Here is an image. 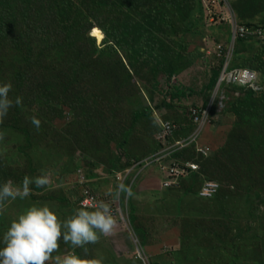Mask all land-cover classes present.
Returning <instances> with one entry per match:
<instances>
[{
    "label": "trees",
    "instance_id": "16d2710c",
    "mask_svg": "<svg viewBox=\"0 0 264 264\" xmlns=\"http://www.w3.org/2000/svg\"><path fill=\"white\" fill-rule=\"evenodd\" d=\"M199 1L0 0V83L10 82L12 84V92L9 95L13 98L21 96L23 99V108L12 107L9 109L3 123H0V132L4 134L3 147L11 140L6 135L7 133L18 137L24 143V146L17 144L13 145L12 148H21L26 153L33 146L39 145L42 140L43 142L46 141L47 134L43 135V130L45 132L53 131L55 114L62 108L67 107L71 102H73L71 104L77 105L76 110L82 114L80 122L83 124L91 122L95 111L98 110L95 101H91V99H98L106 95L111 97L115 90L113 87L107 88L108 90L105 91V86L100 84L95 85V90L98 89V91L84 87L99 76L98 70H103L101 65L103 63V51L97 47L95 37L98 40L103 39V37L107 40L108 36L113 37L108 48L112 50L114 59L118 57V61L122 63L120 54H117V48L112 49L115 44L117 46L121 43L127 44L130 50H141L143 52L142 55H144V49L148 46L152 36L159 38L162 35L163 42L160 43H167L170 46L169 40L178 42L175 38L179 34L186 31L193 32L194 24L199 22L200 17L196 20L197 17L191 11L195 6H197L198 11L201 10L202 7L197 4ZM243 1L246 4L238 7L240 12L247 15H252L253 12H264V0ZM119 13L125 17L118 16ZM236 17L239 24L249 28H256L254 25L244 24L238 14ZM216 29L217 31H222L224 28L218 26ZM253 41H255L253 37L238 36L235 43L238 42L244 48L245 46L248 47ZM66 50L70 52L67 53ZM53 51L57 53V56L51 55ZM261 53L260 57L258 53L252 55L250 61H253L256 69L260 71L262 89H264V48ZM51 56L57 61L43 62V60H47ZM146 59H149V56L140 58L139 61L143 62ZM222 64L212 70L214 75L209 84L210 88L217 87ZM156 65L158 68L166 66L163 69L164 81L160 82V84H163L162 92L166 90L165 95L158 97L159 95L151 93V104L144 110L135 109L132 117V122L137 124V129L143 130V126H147L143 131L146 135V141L148 139H151V141L142 157H138L136 153L128 155L129 159L122 161L119 168L124 170L121 172L122 175L134 179L131 186L133 190H136V186L134 188L133 186L137 179L140 187L148 181L145 178H139L143 176L145 169H148V166H144L146 160L158 158V156L163 154L161 151L171 143L189 138L197 126L193 122L191 113H189V118L185 116L184 120L172 121V123L178 124V127L173 131L169 138L170 141L164 142L159 137L161 127L158 119L168 120L162 116V111L170 110L177 103L178 105H183L184 98H187V93L183 85L172 83L173 77L178 75L183 69L179 60L176 61L171 58L169 66L165 60H159ZM231 68L247 67L240 64L233 65L231 62ZM107 72L111 73V75L117 73L112 68H109ZM128 79H131V77ZM66 80H69L72 85L66 87ZM100 86L102 88H99ZM123 86L128 88L126 84ZM134 87L137 89V85L134 84ZM224 87H233L240 92L239 97L232 98L233 102L235 100L239 101L240 97L245 95L244 97L248 104H244L241 109H239V104H234L235 126L228 134L225 143L226 147L222 146L218 149V152L212 155L215 156L213 170L211 169L213 166H207L212 157L203 156L197 152L196 147L203 140L205 133V131H201L196 141H192L183 147H177L173 151L170 150V154L167 157L161 159L159 163L154 162V165H158V168H161V163L168 164L172 160L179 163L191 161L196 162L199 165V169L196 172H192L189 177H180L176 185L163 189L167 190L171 196L166 201L160 200L163 208L161 216L163 223H158L153 227V232L148 229L150 225H145L142 229L138 224L136 227L135 220L140 223L143 222V218L148 213L155 214L157 202L152 201L151 204L146 202L149 207L147 214H139L136 212L135 205L137 198L134 197L132 199L133 206L130 208L131 232L134 237L136 235L141 236V247L145 246L148 252H154L151 256H153V260L157 261V263L150 262L148 264H163L161 260H167L168 256L163 257L159 254L163 241H171L170 246L175 247L185 237L182 222L175 223V226L172 224V218H187L189 209L183 205L190 201L182 198L185 193L200 199L202 203H205V200H215L217 202L215 205L200 204L195 213V221L191 223H194L195 229H204L207 223L220 221L223 226L220 236L224 241H229L225 238V235L228 234L231 235L232 240L234 238L230 230L229 219H220L219 217L229 218L230 214L236 217L238 215L244 216V214L253 212L255 210L253 207H256L257 210L260 207H264V201L260 203L261 197L264 196V90L262 91L261 89L255 92L251 89L221 83L218 91ZM167 98H169V101H167ZM211 98L210 96L209 99ZM257 99L258 104H261L258 110L256 109L257 106L252 107L251 104V101ZM40 101L48 105L56 104L57 106L56 108H48L46 111L38 105ZM231 106L230 100L225 103V107L231 108ZM214 108L215 106L211 105L210 114L214 111ZM51 110H54V112L51 113ZM106 111L103 113L104 116H106ZM244 111H248L250 116L244 114ZM32 116L40 120L39 130L31 123L30 118ZM206 129L207 126L205 125L203 130ZM124 139L125 141L120 143L122 149L129 142L126 137ZM1 142L2 140H0ZM220 150L222 151L221 156L219 155ZM4 157L5 155L1 153L0 165L2 167L7 165L6 163L3 164ZM8 169H11V173H8ZM129 169L132 170L127 173ZM211 173L218 179H213L214 176H211ZM0 176L1 182L7 181L10 177L18 181L25 176V173H21L20 168L13 164V167L1 169ZM204 180H215L219 183V188L214 195L210 197L200 195L199 192ZM190 181V190H188L185 186ZM70 182L69 184L71 185ZM153 186L160 188L159 182L153 183ZM233 188L235 193L229 192ZM74 190L81 191L79 187L74 188ZM82 198L81 193L78 197V207H81ZM253 199H258L259 203L253 204L252 207ZM165 215L169 216L165 218ZM262 217L264 230V214H262ZM213 219H216V221H212ZM255 219H257V216ZM184 226L188 225L185 223ZM4 230H6L5 224L0 223V236H2ZM185 232L188 233L189 229H185ZM152 233L157 239L161 235V241L158 244H155L152 240L155 237ZM187 236L193 238L188 234ZM172 247H168V249ZM213 249L218 251L221 249L225 250V245L213 243L210 251ZM178 257L182 258L179 251L173 254L167 264H171L174 261L178 263ZM245 258L247 257L244 256L242 250L233 249L229 252L227 260L223 264H240ZM208 263L205 262V264Z\"/></svg>",
    "mask_w": 264,
    "mask_h": 264
},
{
    "label": "rangeland",
    "instance_id": "374dc122",
    "mask_svg": "<svg viewBox=\"0 0 264 264\" xmlns=\"http://www.w3.org/2000/svg\"><path fill=\"white\" fill-rule=\"evenodd\" d=\"M203 1L206 4L209 2L208 8L200 0L197 4H200L199 6L202 7L201 10L198 11L197 6H195L191 11L197 17L196 20L200 17L199 22L194 24L193 32L186 31L179 34L175 38L178 42L169 40L170 46L167 43H160L163 42L162 35L159 38L154 36L150 38L148 46L144 49V55H142L143 52L141 50H130L127 44L121 43L119 46L115 44L112 49L117 48V54H120L119 56L121 57L123 65L118 61V57L114 59L112 50L108 48L111 45L113 37L108 36V40L104 37L98 40L95 37L97 47L103 51V63L101 65L104 71L98 70L99 78H95L90 84L84 87L98 91V89L95 90V85L100 84L105 86V91L108 90L107 88L113 87L115 90L111 97L106 95L98 99H91V101H95L98 110L95 111V115L90 123L83 124L80 122L82 114L76 110L77 105L71 104L73 103L71 102L67 107L62 108L55 114L53 131L45 132L43 130V135L47 134V138H45L47 140L44 142L42 140L39 145L33 146L27 153L21 148L13 149V145L20 144L24 146V143L11 133L6 134L11 140L4 147V139L2 140L0 143V154L5 155L3 164L6 163L7 165L3 167L0 165V170L10 168L11 166L13 167V164H15L20 168L21 173H25V176L35 177L47 173L50 175L52 182L45 188H36L35 185H31L33 189L32 194L25 200L18 198L15 201L6 202L3 213H0V223H4L5 228L9 226L10 221L18 213L33 203L47 204L61 221H63L67 216L73 214L74 210L78 207V197L90 184L93 191L100 197V200H105L111 204L116 223L109 235L101 236L99 242L96 244L87 245V253L83 249H72L71 245H66L61 240L60 254L66 251H75L77 252L76 254L86 256V258L99 259L102 261V264L157 263V261L153 260V256H151L154 252H148L145 246L143 248L141 247V236L136 235L134 237L131 232L130 208L133 206L132 199L136 197V212L139 214H147L149 207L146 202L151 204L152 201H156L155 206L157 210L155 214L148 213L144 218L142 217L143 222L140 223H137L135 220V226L137 227L138 224L142 229L145 225H150L148 229L153 232V227L158 223H163L161 217L163 208L160 200L166 201L171 196L167 190H163L165 188L162 184V178L165 177L164 171L159 169L158 165L151 163L153 160H149L148 164H150L148 165V169H145L143 176L139 177L145 178L148 181L144 185H141V187L140 183L137 182L138 179L135 181L133 188L136 186V190L132 189L135 194L133 198H125L122 195L119 199H113L105 195L108 188L114 187L118 181H121L117 177L122 175L121 172L124 171L119 169L122 161L129 159L128 155L133 153H136L138 157H142L151 141V139L146 141V135L143 131L147 126H143V130L140 128L137 129V124H133L132 117L135 109L144 110V108L151 104V93L159 95L158 97L165 95L166 90L162 92L163 84H160V82L164 81L163 69L166 66L158 68L156 64L159 60H165L169 66L170 59L174 58L176 61L179 60L183 66V69L178 75L173 77L172 83L183 85L187 93V98H184L183 105H178L177 103L170 110L162 111V116L166 117L170 123L173 120H184L185 116L189 118V113L192 116V113H196V111L204 115L208 112L211 105L215 106L214 111L207 116L205 121L202 120V117L198 121V127L201 124L200 130L205 131L203 140L198 145L207 147V156L212 157L207 166H213L211 168L212 170L215 162V156L212 155L218 152V149L222 146L226 147L225 143L228 134L235 126L236 114L234 112V104H239V109L243 108L244 104H248L245 100V95L240 97L239 101L235 100L233 102V97L240 96V92L233 87H224L219 91L217 90V95H215L213 101L209 99L216 91L215 87L210 88L209 86L214 75L212 70L219 67L221 63H225L229 53L228 51L232 48L231 62L233 65H244L247 69L260 73L256 69L255 63L250 61V58L256 53L259 54V57L261 56L262 49L264 48V38L260 41L255 40L248 47L245 46L243 48L241 44L238 42L235 43V40L233 41V27L224 23L225 21L221 19L220 13L226 11L236 12V15L238 14L244 24L254 25L256 27H246L248 30L264 33V12H253L252 15L240 12L238 7L246 4L243 0H218L219 2L215 5L211 4L212 0ZM119 14L118 16H124L123 14ZM207 14H211V17L214 18L213 22H210ZM114 21L117 22L115 19ZM219 21L222 23L219 24ZM218 26H222L224 29L217 31L216 28ZM239 26L244 27L241 24ZM236 33L235 36L238 37L239 35H236ZM216 43L220 44L223 49V53L220 56L212 54V48ZM208 51H210V54H208ZM66 52L69 53L70 51L66 50ZM51 55L57 56V53L53 51ZM53 56L47 60H43V62H56L57 60ZM146 56H149V59L143 62L139 61L140 58ZM109 68L116 70L117 73L111 75V73L107 72ZM130 77L131 79H128ZM132 83L137 85V89ZM124 84L128 88H124ZM71 85L72 83L66 80V87ZM99 88H102V86ZM229 100L232 104L231 108L225 107V103ZM167 101H169V98H167ZM205 101L207 102L204 103ZM251 104L252 107L257 106V110L261 105L258 104V99L251 101ZM38 105L46 111L48 108H56L57 106L56 104L48 105L43 101H40ZM105 111L106 116L103 115ZM53 112L54 110H51V113ZM243 113L250 116L248 111H244ZM173 124L178 127V124ZM204 125L207 126L206 130H202L204 129ZM124 137L129 142L122 149L120 143L125 141ZM174 144L171 143L169 146H173ZM127 145L129 146L126 148ZM141 146L142 148L137 152ZM175 148L173 146L171 151ZM221 153L222 151L220 150L219 155ZM162 166L167 170L168 164L163 163ZM10 170L8 169V173H11ZM190 174L185 177H189ZM211 176H214L213 179L215 180L218 179L213 173H211ZM122 177L125 184L132 186L134 182L132 177L125 178V175H122ZM22 179L15 181L10 177L8 180L19 184ZM72 179L73 181H71ZM177 179L178 177L176 181ZM206 181L214 182V180ZM158 182L160 188L153 186V183ZM2 183L0 176V184ZM190 183L191 181L185 186L188 190H190ZM78 187L81 191L74 190V188ZM229 192L235 193V189L233 188ZM182 198L190 201L183 205L189 209L187 218H172V224L175 226V223L182 222L185 237L175 247L170 246L171 241H163L161 243L162 248L159 254L163 257L168 256L166 261L161 260L163 264H167V261L177 251L181 253L182 258L178 257V263L174 261L171 264H205V262H209L208 264H223L227 260V255L233 249L242 250L244 256L247 257L240 264H264V230L262 227L264 207H260L259 210L253 207V204L256 205L259 203L258 199H253V203L251 204L255 208L253 212L244 214V216L238 215V217L232 216L231 214L229 218L219 217L220 219H229L230 230L234 238L232 240L231 235L228 234L225 235V238L229 241H224L220 236L223 229L220 221L213 219L212 221L216 222L207 223L204 229H195L194 223H191L195 221V213L200 204L215 205L217 202L215 200H205V203H202L200 199L188 193L183 194ZM262 201H264V196L261 197L260 203ZM226 212L229 213L228 211ZM168 216L165 215V218ZM256 216L257 219H255ZM185 223L189 227L184 226ZM185 229H189V232L186 233ZM152 234L155 236L154 233ZM187 234L194 239L188 237ZM152 240L155 244H158L161 241V235L158 239L155 236ZM213 243L224 244L225 250L221 249L218 251L213 249L210 251ZM168 247L172 248L168 249ZM140 250H143V256L141 257L139 256Z\"/></svg>",
    "mask_w": 264,
    "mask_h": 264
},
{
    "label": "clouds",
    "instance_id": "9594fccd",
    "mask_svg": "<svg viewBox=\"0 0 264 264\" xmlns=\"http://www.w3.org/2000/svg\"><path fill=\"white\" fill-rule=\"evenodd\" d=\"M202 2L204 4L205 1L202 0ZM235 18L236 24L239 26L236 15ZM224 23L231 27L229 23ZM244 27L246 28V26ZM261 33L262 37L260 38L256 36L246 37H253L254 40L260 41L264 38L263 32ZM239 37L241 36L239 35ZM236 38L234 32L233 41L236 40ZM231 49L232 48L228 51L229 53L227 52L229 54L228 70L247 69L231 68ZM224 64L222 65V70ZM221 73L216 91L211 98L212 101L215 95H217V90L220 84L226 83L220 81ZM256 73L260 78V88L258 90L234 84L231 85L251 89L257 92L262 89V79L260 77L261 74L259 72ZM10 92H12V84L10 82L0 83V123H3L9 109L12 107L23 108L22 97L16 96L13 98L9 95ZM208 115H210V108L207 112V116ZM30 120L36 129L39 130L40 120L35 116H32ZM159 120L168 121L162 119ZM200 133L201 130L199 134ZM3 138L4 134L0 132V140H3ZM196 139L194 141H196ZM205 181L206 180H204L203 183ZM51 182L50 175L47 173L35 177H29L26 175L19 184H15L11 180L3 182L0 184V213H3L6 207V202L15 201L18 198L20 200L27 199L33 191L31 185H35L36 188H45L50 185ZM214 182L218 184L219 188V183L215 180ZM88 186L91 187L90 184ZM105 195L113 199H119L122 195L125 198H133L135 194L131 186L125 184L121 180L118 181L114 187L108 188ZM115 223L116 220L113 215L111 204L105 200L96 202L91 208L87 206L77 207L73 214L67 216L63 221H61L57 214L51 210L47 204L33 203L26 207L22 212L18 213L17 216L10 221L9 226L4 230L2 236H0V264H102V261L99 259L86 258V256L76 254L75 251H66L60 254V241L62 240L66 245H71L72 249H83L84 252L87 253V245L96 244L99 242L101 236L109 235L112 232ZM139 256L141 257V255Z\"/></svg>",
    "mask_w": 264,
    "mask_h": 264
},
{
    "label": "built area",
    "instance_id": "2783aa9c",
    "mask_svg": "<svg viewBox=\"0 0 264 264\" xmlns=\"http://www.w3.org/2000/svg\"><path fill=\"white\" fill-rule=\"evenodd\" d=\"M212 5L216 4L219 2L218 0H212L211 1ZM209 3V2H208ZM206 4V8H208L209 4ZM207 17L210 18V22L214 21V18L211 17V14H207ZM220 17L223 21L229 22V24L234 28V32H239L237 33L241 37H246V36H256V37H262V33L259 31H250L245 27H240L236 24V18L234 13L231 11H226L224 13H220ZM222 23L219 21V24ZM212 54L220 56L223 53L222 46L220 44H215L212 48ZM208 54H210V51H208ZM228 60H229V54L226 57V62L224 64L222 73H221V78L220 81H224L226 83L238 85L241 87H247L251 88L253 90H258L260 88V78L259 75L256 72H253L248 69H234V70H228ZM193 116V121L197 124V129L196 131L188 138V139H181L179 141H176L173 146L176 148L178 147H183L189 144L190 142L194 141L196 137L198 136L200 132V125L198 127V121L202 117V120L205 121L207 118V113L204 115H201L198 111L192 113ZM161 124V134L159 137L164 141L167 142L171 135L173 134V131L177 128L174 124H171L169 121H161L159 120ZM170 140V139H169ZM173 146H168L166 147L161 153L162 155L156 157L151 163H154L155 161L159 163V161L165 157H167L170 154V150ZM207 147L202 146V145H197V152L207 156ZM151 161V160H150ZM149 160H146V163L144 166L149 165L148 164ZM162 162V161H161ZM163 163H161V170L164 171L165 177L162 178V184L164 187H171L177 184L178 180L180 177L185 178L186 175L189 173H192L194 171L198 170V165L194 162H176V161H171L168 163L167 170H165L162 166ZM143 166V167H144ZM132 169L127 170V173H129ZM182 175V176H180ZM178 177L177 181L176 178ZM122 175H119L117 177L118 180H123ZM126 178V175H125ZM83 180V176H82ZM218 189V184L213 182V181H205L203 183V186L200 191V195L203 197H210L214 195L217 192ZM82 200L80 202L81 206H87L89 208L93 207L94 204L98 201H100V197L97 195L95 191L91 187H86L82 191Z\"/></svg>",
    "mask_w": 264,
    "mask_h": 264
},
{
    "label": "bare ground",
    "instance_id": "6f19581e",
    "mask_svg": "<svg viewBox=\"0 0 264 264\" xmlns=\"http://www.w3.org/2000/svg\"><path fill=\"white\" fill-rule=\"evenodd\" d=\"M139 255L143 256V252H142V251H140V254H139Z\"/></svg>",
    "mask_w": 264,
    "mask_h": 264
},
{
    "label": "crops",
    "instance_id": "0c3cea01",
    "mask_svg": "<svg viewBox=\"0 0 264 264\" xmlns=\"http://www.w3.org/2000/svg\"><path fill=\"white\" fill-rule=\"evenodd\" d=\"M159 120V119H158Z\"/></svg>",
    "mask_w": 264,
    "mask_h": 264
}]
</instances>
